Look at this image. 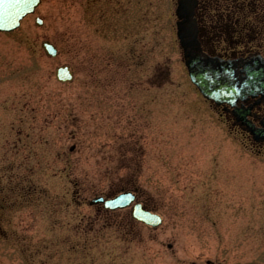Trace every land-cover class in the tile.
<instances>
[{"label": "rangeland", "instance_id": "1", "mask_svg": "<svg viewBox=\"0 0 264 264\" xmlns=\"http://www.w3.org/2000/svg\"><path fill=\"white\" fill-rule=\"evenodd\" d=\"M169 1L144 0L131 13L119 0H42L19 28L0 32V194L44 196L48 237L71 233L67 214L77 215L71 236H94L97 228H83L81 222V215L95 211L88 200L131 183L163 222L138 224L141 240L128 244L117 239L127 225L116 218L117 228L109 225L101 235L108 241L88 250L97 262L264 264V156L219 129L212 108L189 79ZM37 16L43 25L35 23ZM44 39L59 47L58 57L44 54ZM133 44L140 54L135 62L128 59ZM79 46L89 47L93 67L84 65L72 83L58 82L56 67L71 64ZM122 54L121 69L109 75ZM158 62L161 68L168 64L172 82L149 90L144 83ZM96 73L103 82L95 96ZM127 94L141 104L156 97L152 111L148 104L116 107ZM133 114L148 122L141 133L126 130L125 120ZM133 132L144 148L126 143ZM135 173V181L122 177ZM84 198V207H73ZM54 202L61 207L53 224L48 206ZM3 230L14 236L7 225ZM10 250L1 240L3 263L32 259L28 252L27 260L18 252L13 257Z\"/></svg>", "mask_w": 264, "mask_h": 264}, {"label": "flooded vegetation", "instance_id": "2", "mask_svg": "<svg viewBox=\"0 0 264 264\" xmlns=\"http://www.w3.org/2000/svg\"><path fill=\"white\" fill-rule=\"evenodd\" d=\"M121 1L124 4H129V7L132 8L131 13L134 12L136 5L140 9L141 2H144V0H119L121 5ZM178 1H169L170 17L175 19L176 29L178 15L174 12V8L177 6ZM188 1L190 2L191 0ZM191 2H194L192 13H186V16L183 15V18H189L185 27L191 24L196 31L197 48L200 52L215 57L222 63H234L240 66L245 63L254 64L257 62L264 67V0H192ZM129 7L125 9H129ZM174 31L176 30L174 29ZM154 43L150 44V49L155 46ZM135 45L133 44L131 54L128 57L131 62L139 60L138 58L140 57V54H136ZM88 51V46L84 48L79 46L76 49L74 59L70 64L75 76L74 81L76 80V76L80 72H83L84 65H91L93 67V56ZM124 61L125 58L122 54L117 62L118 67L114 68L113 71H109V75L111 72H115V70H120V66ZM153 66L155 67L154 71H152V74L144 83L146 85L150 84L149 90L172 82L169 79L170 72L166 71L168 70V64L165 65L166 68H161L160 62L155 63ZM92 71L95 74L93 68ZM96 76L99 82L97 83L98 88L93 93L95 96L98 95V89L103 82L100 73H96ZM91 85L93 86V84ZM134 87L135 85L132 84L131 89ZM127 96H130V94H127L125 99L117 104L116 107L127 110L129 109V105H131L132 108L137 109L141 106V108L145 109L146 104H148L149 111L151 112V106L155 104L154 101L156 100V97L150 96L149 99L143 100L141 104L134 97ZM211 106L213 107L219 128H225L241 144L250 148L254 153L264 156V96L261 94H248L237 99L234 104L214 103ZM154 116L151 115L150 118ZM149 121L151 123V120ZM125 122L127 123L126 130L137 129L140 133L142 128L149 126L145 118L138 119L135 114H133L132 119L125 120ZM143 122L146 123L144 124ZM126 138V143L132 144L135 148H144L140 138L135 139L134 132ZM141 138L145 139V136L142 135ZM135 175L136 177L134 178L122 177L128 181H135L137 180V173ZM132 186L129 183L122 185L114 191L103 193L112 195L121 189H130L135 192L138 202H142L145 208L151 209L147 199L143 197L145 193L137 186ZM2 192L0 190V193ZM50 200L52 201V199ZM86 201L87 198L79 199V204L73 207L82 208L85 206ZM60 207L61 205L56 202L48 206V211L51 212L49 219L53 224L55 220L59 219L57 213ZM91 207H94L95 211L81 215V222L84 224L83 228H97L94 236H86V232H83L84 235L82 236H71L73 232L75 234V231L71 228V224L76 220L77 215L67 214L65 217L69 218L68 229L71 231L70 236L48 237L45 235L44 228L46 212V200L44 196L27 199V196L22 192L16 196L0 194V209L3 210L0 213V234H2L0 241L3 240L10 246V249H12L10 250V255L13 257L18 252L20 256H26L24 259L27 260L28 256L26 253L28 252L32 259H28L27 264H102L101 261L97 262L98 260L93 258V256L89 257L93 253L88 252V250L93 249L92 245L94 243L99 244L104 240L108 241V237L105 238L101 235L105 229L109 228V225L111 229L117 228L116 218L121 219L120 222L127 225V229L123 230L122 236L117 239L128 244L141 240V238L136 236L138 222L133 218L131 209L114 211L104 208L102 204L89 206L88 208ZM67 208H72V206L68 205ZM17 211L19 212L17 213ZM6 225L13 229L12 233L14 236L5 234L3 228ZM31 231L35 233L31 234ZM78 255L83 256V258L77 259L76 256ZM9 260H6V263L0 260V264H20L18 259H13L11 262ZM24 264H26V261ZM207 264H213V262L207 260Z\"/></svg>", "mask_w": 264, "mask_h": 264}, {"label": "water", "instance_id": "3", "mask_svg": "<svg viewBox=\"0 0 264 264\" xmlns=\"http://www.w3.org/2000/svg\"><path fill=\"white\" fill-rule=\"evenodd\" d=\"M41 0H0V31H11L20 26L21 19L35 11ZM186 3H180V10H185ZM187 10H185L186 12ZM36 23L43 24L41 18ZM195 31H184L179 27L178 36L185 47V63L189 75L201 93L209 100L234 104L237 99L247 94H262L264 96V68L259 65H246L238 68L234 63H219L194 50ZM189 36L190 41L185 39ZM42 46L47 54L55 56L57 48L49 41H43ZM57 78L63 82L71 81L73 74L69 67H60L56 71ZM132 197L122 194L106 203L111 208L125 207ZM135 215L154 226L161 223V218L151 214L141 207L135 209Z\"/></svg>", "mask_w": 264, "mask_h": 264}]
</instances>
